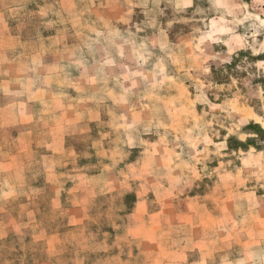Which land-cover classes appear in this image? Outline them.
Instances as JSON below:
<instances>
[{"label": "rangeland", "instance_id": "1", "mask_svg": "<svg viewBox=\"0 0 264 264\" xmlns=\"http://www.w3.org/2000/svg\"><path fill=\"white\" fill-rule=\"evenodd\" d=\"M4 57L19 72L58 64L66 109L95 113L74 127L34 100L51 124L32 126L36 154L50 137L65 150L37 214L4 176L0 264H264V0H0Z\"/></svg>", "mask_w": 264, "mask_h": 264}, {"label": "crops", "instance_id": "2", "mask_svg": "<svg viewBox=\"0 0 264 264\" xmlns=\"http://www.w3.org/2000/svg\"><path fill=\"white\" fill-rule=\"evenodd\" d=\"M71 60H74L73 57ZM3 64L8 66L9 73L2 80L3 90L1 91L0 185L3 184L5 175L15 176V180L19 183L18 187L15 186L12 189L17 190L19 195L25 196L22 205L24 208L23 212L32 211L33 214H37L39 213V208H37L39 206V197L47 190L48 181L46 178L53 176L51 173L55 171L57 159H59V156L65 150V140L50 137L45 142V149L36 154L35 150L39 143V138H45L33 134L32 126L34 125L38 129L40 123L37 124V122H43L41 128L45 127L47 129L51 127V124L47 116L41 113H34V110H37L33 104L34 100L49 99L55 112L62 113L70 110L71 114L69 117H72L73 120L69 121V119L66 122H68L67 124H73L72 126L74 127H84L85 124L89 127V124L83 120L84 118L82 119L81 114L88 115L95 112L92 111L89 103L80 104V102L77 103V108L66 109L63 98L57 96L58 94L55 92L56 87L51 86L50 81L53 76L57 77L60 75L58 64L56 65L57 70L50 72H45V67L41 64L27 63H25L24 68H27L28 71H16L15 68L22 67L23 65L21 63H10L6 57L0 58V65ZM20 90H23L22 96L19 94ZM80 100L81 98H78V101ZM4 113L7 114V121L4 120ZM10 116L13 117V120L9 119ZM59 117L62 118L61 115ZM69 127L71 126L66 125L63 128L67 129ZM77 132H79V129L75 130V133ZM101 170L103 171L97 174L104 172L106 181L110 179L112 175L111 169L107 166ZM33 171H36L39 177L33 179L31 177L33 176ZM80 175H83V173L75 172L68 174V176L73 177H80ZM54 176L55 180L49 184L53 190V194L46 197V202L51 201L58 207V201L61 199L65 188L63 186L65 182L61 181L64 178V174H55ZM92 178L93 176H89L84 179V182L88 181V184L85 186L86 188L90 186ZM79 184L73 183L74 186ZM82 207L81 203L72 205L69 208V212L76 213V210H80ZM3 212H5V215H0V239L7 236L10 223L6 210H3ZM29 225L34 227V231L39 230L41 238L46 237L47 230L41 226L39 221L33 220L29 222ZM42 233L44 234L42 235Z\"/></svg>", "mask_w": 264, "mask_h": 264}, {"label": "trees", "instance_id": "3", "mask_svg": "<svg viewBox=\"0 0 264 264\" xmlns=\"http://www.w3.org/2000/svg\"><path fill=\"white\" fill-rule=\"evenodd\" d=\"M254 125L257 126L255 123H254ZM258 127L260 130L259 133L264 134V130L259 125H258ZM230 140H232V137L230 138ZM233 141H235L237 143L236 148L245 147V142H242V141L237 140V139H233Z\"/></svg>", "mask_w": 264, "mask_h": 264}]
</instances>
